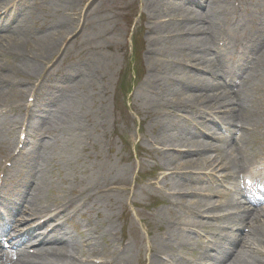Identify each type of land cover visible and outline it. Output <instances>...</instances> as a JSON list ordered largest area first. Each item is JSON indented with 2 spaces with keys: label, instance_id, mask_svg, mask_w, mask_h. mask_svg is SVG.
Here are the masks:
<instances>
[{
  "label": "rangeland",
  "instance_id": "obj_1",
  "mask_svg": "<svg viewBox=\"0 0 264 264\" xmlns=\"http://www.w3.org/2000/svg\"><path fill=\"white\" fill-rule=\"evenodd\" d=\"M14 1L15 23L22 21L28 12L34 13L35 18L27 20L33 26L34 39L35 35L54 32V25H64L67 31L60 40L64 53L55 65V74L59 76L40 87L28 76L25 82L15 79L16 93L38 89L44 92L43 96L26 95L17 109L11 101H3L8 107L0 122L9 123L8 128L11 125L17 130L15 134L10 131L3 134L0 157L2 152L9 153L17 145L19 126L27 115L26 106L41 105L48 91L62 94L66 88L68 92L61 99L66 112L47 118V125H42L49 131L45 141L57 136V141L51 144L50 156L54 157V162L49 165L47 174L51 189L44 192L43 199H60L65 193L69 196L72 192H80L90 182L102 179L101 173H105L106 179L102 182L105 185L114 182L108 189L114 188L113 191L99 195L95 203L87 202L84 206L82 203L80 208L74 206L66 210L71 216L70 224H75L82 240L88 243L86 255L97 258L93 259L98 264H154L150 250L159 241L169 211L164 208L163 185L159 188L149 185L156 164L151 157L154 148L151 142L160 124L154 117L143 80L153 72L147 36H156L154 30H159V22L149 29L146 21L141 28L144 17L141 19L138 15L142 13L145 0ZM242 4L245 17L255 10L254 6H263L264 0H242ZM195 10L203 11L200 7ZM216 15H220V8ZM178 28L179 23L175 22L166 28L170 33L162 32L169 34L166 41L179 43L182 40L181 28ZM248 28L240 24L238 30ZM34 39L33 46L36 45ZM6 64L3 60V65ZM36 66L42 68L44 65ZM68 72H86L88 77L69 80L65 75L60 77ZM73 120L76 123H70ZM34 122L32 120L31 125L35 126ZM66 125H79L80 129L66 130V136L54 132ZM72 136L81 140L76 151H71L66 144ZM88 223L97 231V240L88 234ZM92 240L95 245H90ZM195 248L196 245L192 247ZM192 249L180 251L178 247L179 259L193 260L192 255L197 252Z\"/></svg>",
  "mask_w": 264,
  "mask_h": 264
},
{
  "label": "bare ground",
  "instance_id": "obj_2",
  "mask_svg": "<svg viewBox=\"0 0 264 264\" xmlns=\"http://www.w3.org/2000/svg\"><path fill=\"white\" fill-rule=\"evenodd\" d=\"M190 2L194 3L195 6L198 5V7L204 8V12H198L189 6L180 9L176 6L177 2L175 0H162L160 7L155 8L156 17L159 19L164 17L165 20L158 21L157 28L159 30H156V36L151 39L149 60L152 62L153 72L144 87L148 91L153 113L161 122L160 130L155 133V138L152 139L154 146L159 147L154 150L153 154H160L162 161L156 165V169L161 171V177L165 184L169 181L182 182L183 198L178 203L177 215L194 213V215H202L203 217L204 214L217 209L215 205L191 199L194 195H198L199 191H204L200 188V183L205 178L202 176L205 171H214L213 169H215L210 163V159L204 157V153L207 146H213L209 140L213 139L214 136L217 137V135L212 133V135H208L206 131H212L213 126H207L204 123L206 121L210 123L214 120L213 116H217L220 120L226 122L238 120L242 125L251 127V133L254 136L260 137L262 133L259 122H264V103L261 96L264 91V20L258 28L249 27L246 31L244 38H250L248 45H246L247 51L245 56H241L242 65H239L233 73L231 84H228L221 69L218 71L219 65L216 66V61H218L217 59L223 53V50L226 52L232 45L229 43L223 49L224 46L220 45L219 41L226 38L232 43H239L243 37L231 29L230 20L226 19L224 22H220L215 17L216 7L222 0H190ZM9 4L10 1L0 2V112L3 111V108H7L5 102L11 101L12 104H18L27 94L32 92L28 89L19 90L16 93L14 91V86L17 84L15 79L21 78V82H25L30 77V81L40 80L41 85L53 80V68L64 53L60 47V40L66 35L67 31L64 25L58 27L54 25L55 28H52L54 32L35 35L36 45L33 46L32 40L34 38L31 35V33L33 34V26H30L27 20L34 19V13L28 12L22 21H18L13 25L15 20L13 21L12 14L8 10L1 13L3 10L8 9ZM147 4L149 8L153 9V0H148ZM227 11H229V8L225 7L222 16H227ZM188 21L192 23L189 25ZM175 22H178L179 28H181L182 40L179 43L166 41L169 34L162 33L163 31L170 33L167 32L166 28ZM221 23H224L223 26H220ZM213 49L212 57H209V53ZM244 57L245 60H243ZM3 60L7 61L6 65H3ZM37 64H45V66L39 68L36 66ZM177 68L182 70L180 75L175 74ZM193 68L204 70L206 74L203 72H200L201 75L196 74L192 70ZM23 74L26 76H23ZM75 74L67 73V77L72 79L76 77ZM80 75L82 79L88 77L86 72ZM236 78L237 83H234ZM242 80V84L237 86ZM38 94L43 95L42 92ZM63 96V94L47 92L46 97L43 99L45 100V110L40 113L36 125L42 123L46 125L47 118L50 116L66 112V107L61 101ZM258 109H260V113H258ZM181 110L188 113L190 117L183 119L184 137L179 146L184 148L185 151L178 158L170 151V148L176 142L171 131L176 128L177 113ZM69 117L71 119L75 118ZM70 123L76 122L73 120ZM228 128L230 129V127ZM79 129V125L73 127L66 125L64 128L61 127L58 133L66 136L67 131H78ZM6 132L7 124L0 122V145L3 134ZM41 132L42 129L37 127L28 128L26 145L30 146V149L25 157H20V162L16 164V168L12 171L14 173L12 177H20L21 180L15 183L9 191V195L16 199V211L36 217V219L44 218L47 223H52L53 229L43 238V243L49 246L54 245L49 253L53 261L47 262L39 251L38 255H31L25 250H20L19 259L16 262L10 256H0V264H83L77 261V252H75L76 246H79L81 242L73 237L63 221L65 218L63 211L67 206L76 203L73 199L65 197L63 200H54L48 205L49 203L42 199V194L50 184L47 177V165L52 159L49 157L52 145L43 141L44 138ZM79 143L80 139L77 136H72L66 140L67 147L71 151H76ZM224 143L231 146L228 140ZM20 154L22 155V152ZM226 155L225 168L235 165L236 161L233 155L236 154H234V149H231ZM7 158H10V154L2 152L0 165L3 163V159ZM174 160L177 161L175 164L179 169L189 170V172H175L173 170ZM221 164H224V162ZM198 171L199 175L194 176L197 175L194 172ZM153 176L155 181L151 184L152 186L159 183L158 175L154 174ZM12 177L10 176V179ZM102 180H105V177L90 182L89 186L85 187L82 192L74 193L76 199L82 201L86 198V200L93 201L95 195L106 193L107 189ZM185 199L188 204H184ZM23 204H26L27 207L23 208ZM233 208L235 209L234 215L224 218L227 228L231 229L232 223H235L234 227L244 232L247 228L255 231L254 236L245 241V245L248 246L247 249L241 252L236 261H232L230 264H264V209H247L257 215L258 220H251V214L246 211L237 216L241 211L238 203ZM214 219L217 221L222 220V218L217 219V217ZM8 222V227L1 229V236L15 230L20 221L14 219L13 213H11ZM244 223L247 225L241 228ZM9 227L10 230H5ZM174 227L180 228L181 231L187 226L180 224L178 221L174 223ZM205 227L206 222H201L199 228L203 230ZM6 236L9 239L11 238L9 235ZM219 236H222V234ZM22 238L23 236H18L13 239V244L19 243ZM34 238L33 234L24 237L26 242L36 245ZM240 238L241 236L236 239H228L226 248L221 250L223 257H215L211 260L210 257H206L205 261L208 262L204 264H222L226 259L224 255L230 250V247L235 242L241 244ZM221 241L222 239L218 240L213 249L218 248ZM242 242L244 247L243 239Z\"/></svg>",
  "mask_w": 264,
  "mask_h": 264
}]
</instances>
